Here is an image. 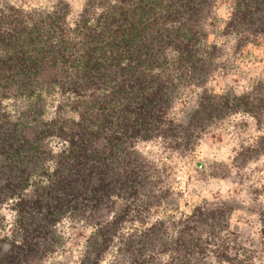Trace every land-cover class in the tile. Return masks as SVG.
Segmentation results:
<instances>
[{"label":"trees","instance_id":"trees-1","mask_svg":"<svg viewBox=\"0 0 264 264\" xmlns=\"http://www.w3.org/2000/svg\"><path fill=\"white\" fill-rule=\"evenodd\" d=\"M207 2L85 0L71 25L66 21L65 4L49 10L0 8V100L12 91L34 100L13 120L0 108V202L14 200L20 237L18 244L11 242L1 255L0 264H39L36 245L46 233L43 226L53 225L63 216L80 217L101 209L95 222L100 242L92 257L80 262L97 264L112 230L128 217L138 191L149 188L150 178L159 175L152 163L140 164L142 157L133 149L135 142L170 138L171 148L177 149L180 131L189 134L190 127L198 124L203 130L213 118L243 111L258 119L264 108L261 77L240 94L202 89L182 127L166 117L174 80L197 85L205 81L199 47L203 31L197 20L204 16L202 9ZM229 6L232 10L225 30L242 32L245 38L264 34V0H229ZM169 70L175 72L174 77ZM200 72L201 77L197 76ZM54 88L69 94L68 106L78 114L76 120H42L40 93ZM50 136L65 145L50 151L43 144ZM263 151L262 135L258 146L240 154L246 160ZM45 160L52 161L51 168L44 166ZM254 192L264 195V177ZM124 194L132 201L122 203ZM224 213L217 207L192 209L176 228L167 249L172 252L170 258L176 264H186L187 256L196 254L190 264H200L205 244L218 232L209 228V239L203 242V222ZM256 214L263 236L264 210ZM156 225L163 222L148 228L150 243L155 239ZM224 226L227 224L218 228ZM233 238L240 243L237 235ZM125 248L129 264H142L130 246ZM217 248V261L248 264L247 258L230 255L226 243ZM236 248L243 249L241 245Z\"/></svg>","mask_w":264,"mask_h":264},{"label":"rangeland","instance_id":"rangeland-1","mask_svg":"<svg viewBox=\"0 0 264 264\" xmlns=\"http://www.w3.org/2000/svg\"><path fill=\"white\" fill-rule=\"evenodd\" d=\"M84 3L85 0H0V8L12 6L23 11L49 10L65 4L66 21L71 25ZM230 8L229 0L222 4L217 0H208L202 9L204 16L197 20L203 31L199 47L204 58L202 68H206L205 81L197 85L174 80L176 85L166 112V117L172 118L181 127L195 108L202 89L210 93L240 94L249 91L260 77L264 78V34L245 38L242 32L225 30L224 23L232 10ZM256 42L258 44L255 45ZM166 53L172 57L170 51ZM172 71L168 72L174 77L175 72ZM197 76L201 77V72ZM40 97L44 101L42 120L77 119L78 114L68 106L69 94H60L54 88L40 93ZM31 101H34L33 97L18 96L12 91L0 100V108L13 120ZM202 126L205 124L202 123ZM198 127L201 125L193 129L190 127L192 132L189 134L179 132L177 149L171 148L169 143L173 140L170 138L153 137L134 143L135 153L142 157L140 164L152 163L159 175L157 179L150 178L149 188L138 191L128 217L112 230L114 233L97 264H129L126 246L131 247V253L142 264H176L175 259L170 258L172 252L167 249L176 235V228L197 207L225 210L222 217L203 222L206 231L200 237L203 242L209 239V228L211 232H218L210 238L211 242H205L200 264H227L215 259L214 251L219 250L217 246H221V242L227 244L230 255L234 254L238 259L247 258L248 264H264V235H260L261 225L256 214L264 210V195L254 192V187L264 177V151L246 160L240 154L258 146V139L264 136V108L258 119L238 111L213 118L203 130ZM43 144L55 152L65 142L50 136ZM43 163L46 168H51L53 164L50 160ZM34 172L32 176L35 178ZM123 196L122 203L132 201L125 194ZM14 207L13 199L0 202V239L3 238L0 257L7 252L11 242H20ZM101 212L98 209L90 210L89 214L85 212L80 217L63 216L53 225L43 226L46 233L36 245L39 264H80L92 257L101 239L95 225ZM110 217L111 214L107 219ZM27 218L25 215L24 220ZM36 219L34 215L33 220ZM157 221H162L163 225H156L153 229L155 239L150 243L148 228ZM224 224L227 226L218 228ZM234 235L239 237L240 243L234 240ZM248 241L253 244H248ZM240 245L244 253L236 248ZM195 255H188L186 264H190Z\"/></svg>","mask_w":264,"mask_h":264},{"label":"water","instance_id":"water-1","mask_svg":"<svg viewBox=\"0 0 264 264\" xmlns=\"http://www.w3.org/2000/svg\"><path fill=\"white\" fill-rule=\"evenodd\" d=\"M198 165V164H197ZM200 167V165H198Z\"/></svg>","mask_w":264,"mask_h":264}]
</instances>
